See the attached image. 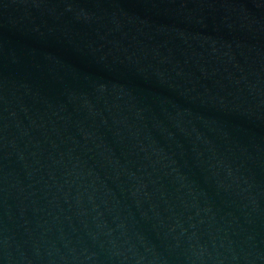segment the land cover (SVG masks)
Returning a JSON list of instances; mask_svg holds the SVG:
<instances>
[{"label": "water", "instance_id": "95a60500", "mask_svg": "<svg viewBox=\"0 0 264 264\" xmlns=\"http://www.w3.org/2000/svg\"><path fill=\"white\" fill-rule=\"evenodd\" d=\"M0 264H264V0H0Z\"/></svg>", "mask_w": 264, "mask_h": 264}]
</instances>
